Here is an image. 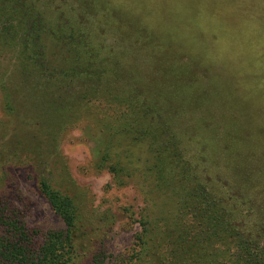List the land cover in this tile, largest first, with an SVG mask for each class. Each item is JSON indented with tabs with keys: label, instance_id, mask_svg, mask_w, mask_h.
Here are the masks:
<instances>
[{
	"label": "trees",
	"instance_id": "1",
	"mask_svg": "<svg viewBox=\"0 0 264 264\" xmlns=\"http://www.w3.org/2000/svg\"><path fill=\"white\" fill-rule=\"evenodd\" d=\"M179 1L172 12L189 17V40L176 30L161 45L144 34L150 40L144 49L142 30L100 0H74V24L62 0H0V54H15L19 91L38 105L39 120L46 118L42 127L35 123L39 147L87 116L95 124L92 135H100L95 167L108 170L118 187L137 179L149 206L141 213L132 264H264V92L231 114L230 127L213 126L229 110L227 86L203 85L207 69L186 51L205 53L190 27L196 28L197 7L215 19L216 6ZM251 19L264 32V13ZM247 45L264 57L263 35ZM251 83L263 90L264 75ZM213 104L217 118L208 108ZM61 169L55 165L49 173L61 178L67 171ZM45 176L39 189L65 228L45 235L12 222L18 211L4 208L0 197V264H99L103 236L94 235L73 196Z\"/></svg>",
	"mask_w": 264,
	"mask_h": 264
},
{
	"label": "rangeland",
	"instance_id": "2",
	"mask_svg": "<svg viewBox=\"0 0 264 264\" xmlns=\"http://www.w3.org/2000/svg\"><path fill=\"white\" fill-rule=\"evenodd\" d=\"M100 1L107 6L106 9L112 6L114 9L119 8L120 12L127 15L124 21L142 30L144 49L148 47L150 41L144 34L160 40L161 45L168 39V35L176 30L181 35L180 39L189 40L186 28L192 24L189 23V17L181 18L182 14L172 12L177 0ZM206 1L216 6L215 19L212 18V14L205 12L207 9L197 7L193 19L196 28L190 27V37L204 42L205 53L200 49L186 52L192 54L188 56L198 55L202 70L206 67L205 75L209 80L202 79L205 78L202 74L200 78L203 85L225 83L227 86L224 91L230 104L227 106L229 110L218 121L217 119L213 121L214 127L223 129L230 127L229 117L231 118L236 109L244 106L249 98L256 102L264 92L259 86L260 83L250 85V80L264 75V57L254 53L247 45L248 40H252L254 35L264 36L262 27H259L261 25L253 24L255 20L251 19L258 12L264 13V0H197L198 4L202 5ZM62 2L65 4L66 20L74 24L72 12L77 8L74 0ZM178 2L180 4L181 1ZM209 21L217 23L211 26ZM114 41L108 39L111 44ZM257 44V50L261 51L262 45ZM48 47H52L53 50V43ZM145 52L146 50L142 49L139 55L144 56ZM249 53L252 55H248ZM251 57L255 67L252 65ZM182 61L187 64L189 59L185 57ZM20 84L15 54L12 52L0 54V197L3 198L1 203L5 204L4 208L10 210L15 207L18 211L13 213L18 217L12 222L20 221L45 235L65 228L62 219L52 210L39 189V179L46 175L48 180H55L53 183L57 188L73 196L85 217L92 221L94 235L103 236L104 248L100 249L102 254L99 264H132L130 257L137 249L136 236L141 231L139 225L141 213L149 206L147 196L141 190L137 179L128 186L118 187L108 170L99 171L95 167L94 150L100 135L99 133L92 135L91 124L93 126L95 124L87 116L76 126L66 128L62 135L49 137L52 138L51 142L39 147L35 123L38 121L42 127L46 118L41 116L39 120L38 105L34 100L25 99L24 95L27 92L20 93ZM195 90L193 87L196 94ZM198 92L202 93L201 90ZM235 101L241 102L233 104ZM213 105L208 108L217 118L219 108ZM263 111L261 112L264 114ZM191 148L197 149L196 142L195 145L192 143ZM40 152H43L41 157ZM139 156L140 162H143L146 158L145 147L139 150ZM55 165L58 166V172H62L61 167L67 169L61 178L56 179L50 174ZM166 205L168 210V202Z\"/></svg>",
	"mask_w": 264,
	"mask_h": 264
}]
</instances>
